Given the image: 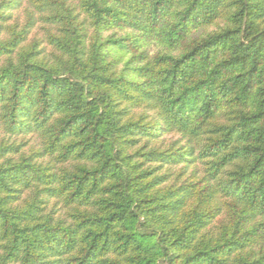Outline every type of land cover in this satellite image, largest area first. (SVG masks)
<instances>
[{
	"label": "clouds",
	"instance_id": "1",
	"mask_svg": "<svg viewBox=\"0 0 264 264\" xmlns=\"http://www.w3.org/2000/svg\"><path fill=\"white\" fill-rule=\"evenodd\" d=\"M199 3V12L184 16L182 10L188 5L176 0L164 5L156 0H134L129 4L117 0H0V87L6 83L8 93L0 104V149H15L29 135L35 146L22 148L23 152L36 151L40 146L35 144L36 137L45 146L51 139L56 148L59 137L53 133L60 122L54 113L60 112L64 119H79L76 114H83L81 126L88 123L90 130L94 127L106 138L107 148L98 152L93 167H100L110 156V164L123 168L128 163L127 155L145 143L156 151L166 149L188 155L198 146L196 132L200 121L179 104L170 102L172 92L168 90L167 74L160 71L162 61L158 59L159 53L178 48L189 53L176 62L177 69H183L185 83L190 87L203 81L193 91L200 99L199 94L204 92L210 100V110L235 104L236 111L229 115L256 130L261 136L260 150L264 152V61L252 69L255 76L247 80V87L243 83L245 78L240 76L223 78L220 83L226 88H221L209 78L213 57L201 60L199 55L212 46L197 43L198 38L207 39L215 34L208 29L213 25L216 33L236 29L235 35L245 45L254 43L245 39L251 33L260 40L259 47L264 48V0ZM98 9L112 11L97 12ZM231 35L228 33L215 43ZM37 44L52 52L40 68L36 67L39 61L33 58ZM153 47L159 50L157 55L149 54ZM250 67L242 71L247 73ZM211 76L214 78L216 73ZM257 83L259 87L254 88ZM172 88L176 95L183 92L175 83ZM8 100L15 104L14 111ZM237 128L248 135V129L241 128L239 123ZM130 141L136 142L135 148ZM56 156L53 153L49 157L56 165L54 187L63 185L71 190L80 175L79 168L56 164ZM241 170L237 168V174ZM39 175L33 170L20 175L17 183L7 177L2 181L5 187H0V206L7 215L0 219V264H144L148 259L144 249L136 251L135 247L124 245L117 232L90 240L88 233L73 231L71 223L62 224L65 231L59 235L39 234L33 229L32 223L51 207L42 203L47 196L40 192L45 185L37 182ZM261 182L264 183V176ZM184 184L187 187L180 191L173 213L153 218L142 229L158 238L149 241L148 247L166 254L157 256L160 264H176V257L181 255L179 243L169 247L176 237L172 229L180 220L195 237H188L185 244L190 240L193 246L212 247L216 234L207 229L200 231L196 220L203 213L207 214L205 219H210L223 206L225 192L235 194L230 207L239 223L232 237L238 250L223 264H264V199L249 200L248 187H232L226 173L206 176L190 186L186 179ZM25 185L31 195L17 211L6 204V189ZM58 199L63 201L59 195Z\"/></svg>",
	"mask_w": 264,
	"mask_h": 264
},
{
	"label": "trees",
	"instance_id": "2",
	"mask_svg": "<svg viewBox=\"0 0 264 264\" xmlns=\"http://www.w3.org/2000/svg\"><path fill=\"white\" fill-rule=\"evenodd\" d=\"M117 2L129 4L134 0H117ZM169 2L170 0H156V3L161 5ZM176 2L188 5L182 10L184 16L190 13L195 15L201 10L199 0H176ZM100 11L109 13L112 10H97ZM208 29L210 33L215 34L207 39L200 37L197 43L212 46L199 55L201 60L209 56L213 57L209 72L213 85L226 88V85L220 83L223 78L235 79L243 76L245 78L243 83L247 87V80L255 76L252 69L264 61V48L259 47L260 40L249 33L245 39L254 43L245 45V41L239 40L235 35L236 29H227L221 33H216L213 25H209ZM228 33L233 35L221 39L219 44L215 43L218 38ZM111 42L116 43V41ZM158 52L157 49L152 55H157ZM188 54L183 49L172 48L158 55V59L162 61L159 64L160 71L167 74L165 79L168 90L172 92L169 97L170 102L179 104L200 121L196 132L198 146L192 148L188 155L167 152L166 149L156 151L145 143L140 149L127 155L125 159L128 163L123 168L110 164V156L100 167H93L98 152L107 148L106 138L102 137L94 127L90 130L88 123L81 126L83 114H76L79 119L75 117L64 119L60 112L54 113L57 121L60 122V126L53 133L54 137H59L56 148H53L51 139L45 146V142L36 137L40 149L27 156L20 152L22 144L9 151L0 149V187H5L2 183L5 177L17 183L20 175L33 170L40 173L36 177L37 182L45 185L40 192L47 196V200L42 203H47L51 207L44 216L32 223L33 229L39 234L59 235L65 231L62 224L71 223L74 225L73 231L81 230L88 233L90 240H95L97 236L103 239L107 232H117L123 238L124 245L135 247L136 251L144 249V254L148 256L144 264H160L157 256L166 254L161 253L157 248L148 247L149 241L158 238L142 229L153 218L173 213L180 191L187 187L184 184L186 179L190 186L198 184L206 176L215 177L226 173L228 184L232 187H248L249 200L253 197L258 200L264 199V183L261 182V177L264 176V152L259 147L261 136L244 121H235L229 115V112L236 111L235 104L216 106L215 109L210 110V100L204 92L199 94L202 99L198 98V94L193 89L203 81H197L189 87L183 79V69L178 70L176 67V62L183 60ZM33 58L39 61L36 67L40 68L51 57H45L43 50L37 49ZM168 61L172 63L169 64ZM249 65L251 67L248 72H243L242 69ZM213 72L216 73L214 78L211 76ZM174 83L177 89L183 88L180 95H176V90L172 88ZM253 87L258 88L259 84H254ZM184 93H187L186 97ZM227 95L228 93L225 92V96ZM7 96V84L4 83L0 87V97H2L0 104L5 102L3 98ZM8 103L10 109L14 111L15 104L10 100ZM238 123L241 128L248 129V135H243L239 131ZM129 143L132 148L136 147L135 141ZM53 153H57L56 164L79 168L80 175L76 176L71 190L63 185L61 188L54 187L57 177L53 168L56 165L49 160ZM176 168L178 169L175 170ZM237 168L243 170L237 174ZM49 177L52 179H48ZM28 189V185L18 189H6L9 192L6 204L17 211L21 209L31 195ZM65 193L67 195H64ZM58 195L63 197V201L58 199ZM233 195L235 194L223 193V206L215 211L210 219H205L207 214L203 213L196 220L200 225V231L207 229L216 234L212 247L203 244L193 246L190 240L185 244L184 241L188 237H192V240L195 237L191 232L186 231L187 225L183 220L172 229L176 237L169 247L178 243L180 245L178 251L181 255L176 257V264H213V261L215 264H223L238 250L232 239L239 223V219L231 213L230 203ZM61 210L63 212L59 214ZM6 215L4 207L0 206V219H4ZM185 252L189 254L184 255Z\"/></svg>",
	"mask_w": 264,
	"mask_h": 264
},
{
	"label": "rangeland",
	"instance_id": "3",
	"mask_svg": "<svg viewBox=\"0 0 264 264\" xmlns=\"http://www.w3.org/2000/svg\"><path fill=\"white\" fill-rule=\"evenodd\" d=\"M35 47H37V49H42L43 50V54L45 55V57H51L52 52H51L50 49L39 48V45L38 44L35 45ZM156 51H157V48L156 47H153L150 50V53L149 54L152 55ZM33 141H34V138L31 135H29V138L27 140H21V143L20 144H22V145L20 146V152L24 153V155L27 156V155H29L31 153H34V152L38 151L40 149V146L36 148V151H31V150H29L28 152H23L22 151V148H30V146H35ZM35 144H38L39 145L38 139H36V138H35ZM177 169L178 168H176L175 170H177ZM62 212H63V210H61L59 212V214H61Z\"/></svg>",
	"mask_w": 264,
	"mask_h": 264
}]
</instances>
